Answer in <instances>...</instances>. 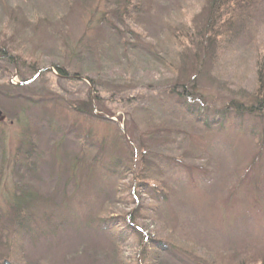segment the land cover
I'll list each match as a JSON object with an SVG mask.
<instances>
[{
	"label": "rangeland",
	"instance_id": "rangeland-1",
	"mask_svg": "<svg viewBox=\"0 0 264 264\" xmlns=\"http://www.w3.org/2000/svg\"><path fill=\"white\" fill-rule=\"evenodd\" d=\"M115 1L0 0V49L15 59L13 67L0 59L6 117L0 122V237L20 192L40 201V223L26 235L22 254L7 255L0 240V264H235L264 257V140L250 135L252 128L263 135L264 122L256 117L207 133L188 119L183 126L178 113L167 120L176 128L170 142L182 139L191 154L207 149L214 177L205 183L196 175L190 182L186 172L167 167V173L162 163V176H152L151 185L160 180L169 201L136 187L137 201L129 197L132 176L113 164L122 159L129 165L137 155L131 134L144 144L162 137L155 136L159 130L145 113L147 104L168 98L171 86L192 75L184 77L183 66L191 64L170 36L174 25L184 32L194 17L205 16L210 0H144L127 24L110 16ZM248 23L225 47L219 69L195 79L215 110L251 92L264 67V0ZM56 67H66L68 75ZM7 85L21 89L9 90L8 97ZM56 97L55 106L45 100ZM171 108H161L159 118L168 117L166 109L171 115ZM170 146L171 152L177 147ZM26 153L28 166L20 163ZM139 177L135 172L133 178ZM129 215L143 241L122 226ZM102 221L111 230L99 228ZM166 238L169 251H151V241Z\"/></svg>",
	"mask_w": 264,
	"mask_h": 264
},
{
	"label": "trees",
	"instance_id": "trees-1",
	"mask_svg": "<svg viewBox=\"0 0 264 264\" xmlns=\"http://www.w3.org/2000/svg\"><path fill=\"white\" fill-rule=\"evenodd\" d=\"M143 1L144 0H116L115 2L118 4L117 9L113 10L110 16L120 22V24H127V20L140 14L139 10L144 5ZM260 1L261 0H210L207 14L202 18L194 17L193 23L189 28H187V25L183 27L185 28L184 32L174 25V31L170 36V40L172 44L178 43V48L181 50L182 54L181 57L187 59L191 64L189 67L183 66L182 71L185 74L184 77H188V74H192L191 77L194 76V79L188 77L182 84L171 86L168 90L169 99H162V97H160L156 98L158 100L154 99L152 101L153 103L147 104L145 113L155 119L156 127L159 130L155 136L162 135V137H157L155 140L154 138H151L150 140L148 139L146 144H144L142 143L140 135L137 136L136 134V136H133L131 134L130 138L132 139V142L137 145V155L136 153L132 155L129 165H126L122 159L116 160L115 163L113 162V165L118 169L123 168L124 174L128 173L132 176L130 184L127 187L129 192L131 189L134 190V193L131 191V194L129 195L132 201H137V194L135 193L134 187L137 189L143 188L146 191L149 190L148 192L152 194L154 191H157L159 193L157 197L169 201V195L166 193V186L161 184L160 180H157L159 182L155 183V185H151L152 176L157 174L162 176V163L163 167H166V171L168 167L170 170H172V168H178L186 172L191 179L190 182L193 181L195 178L193 176L196 175L201 176L205 183L210 182L214 177L215 172L211 168L213 160L207 149L191 154L182 149V139L175 138L173 142H170L171 136H173L176 128L172 129L167 120H171V118L176 119L178 113L183 115V120H181L183 126H185L184 124H188L186 122V119H188L190 120V124L195 122L196 124L201 125L207 133L224 131L223 129L226 128V124L230 120L241 121L240 119H243L244 117H256L255 119L259 120L260 123L262 121L264 122V67H260L256 72L255 86L252 88L251 92L243 91L244 93L237 94V98L230 101L231 103L227 107L218 108L217 110L210 105H207L208 101L206 98L208 94L203 87L197 85L195 81L197 78L210 76L211 68L213 66H215V70L219 69L218 63L220 62L221 55H225L223 54L225 47L236 41V38L240 37L249 28L248 22L253 13L258 9ZM101 22H107V19L104 18ZM113 29H115L118 36L122 35L119 30L116 28ZM130 32L139 36L132 30ZM139 39L140 38H138V40ZM137 41L135 43H137ZM132 46L135 48V45ZM65 48L67 49L68 45L62 47L63 50ZM9 53V50L6 47L1 48L0 59L6 61L8 65L13 67L15 66V59L11 57ZM80 53L83 54L84 52L82 51ZM190 54L191 58H188L187 56ZM160 56L161 54L157 52L155 53L154 59L156 63L161 60ZM56 70L59 71V74L62 77L68 75L66 67H56ZM3 88V90H6V96H8L9 90L14 91L21 89L13 85H7V87ZM170 98L174 99L176 104L171 105ZM45 100H48L51 105L55 106V104H57V97L54 102H52L53 98H46ZM169 103L170 106H172L170 110L171 115H169V109H166V115L168 117L159 118L160 113L162 112L160 109L168 108ZM209 114H211V116L220 115L221 118L220 120H217L216 118L210 119ZM161 115L163 116V114ZM241 129V126L237 127V130ZM250 135L254 140L261 139V142L264 140V134H260L259 130L256 128H252ZM166 136L168 138H166ZM185 137L188 139L189 135H185ZM35 139H37L36 136ZM34 143L35 142L31 143L32 148H34ZM171 144L180 147L181 150H178L176 147L172 150V153ZM25 156L27 157L25 158ZM28 157L29 155H27V153L24 154V160L20 161V163L28 166ZM186 160H189V164L186 163ZM135 161L136 163L134 164ZM194 164H198L197 167ZM178 169L176 172L181 171ZM135 172L139 173L140 177L138 179L133 178ZM146 191H144V193L148 194ZM20 193L21 194L16 196V202L12 207L10 216L4 218V221L1 222L3 230L1 231L2 236L0 237V240L4 244L3 247L5 249L8 248V251L4 250L7 255L22 254L26 235L31 233L32 227L37 226L40 223L38 212L36 211L37 205L40 204V201L32 198L28 194ZM153 202H155V200ZM142 213L143 209L141 208V214ZM51 220H53V217L47 218L48 222ZM128 220L129 221L122 226H127L126 229H132L136 235L141 236L143 241L146 237H144V235L138 231V228H136V224H134L135 220L132 219V215H129ZM99 228H102L104 231L111 230V228L106 229L105 221L99 222ZM9 236L13 237L10 238ZM151 242V251L165 252L169 251L172 247L168 238L165 240H153ZM155 244L158 247L155 246ZM251 258L252 260L241 259V261L235 264H264V257L251 256ZM215 260L207 261V264H222ZM142 262L143 258L141 257V263Z\"/></svg>",
	"mask_w": 264,
	"mask_h": 264
},
{
	"label": "water",
	"instance_id": "water-1",
	"mask_svg": "<svg viewBox=\"0 0 264 264\" xmlns=\"http://www.w3.org/2000/svg\"><path fill=\"white\" fill-rule=\"evenodd\" d=\"M5 115L2 113V111L0 110V122H3L5 120ZM5 264H9L8 262H5Z\"/></svg>",
	"mask_w": 264,
	"mask_h": 264
}]
</instances>
